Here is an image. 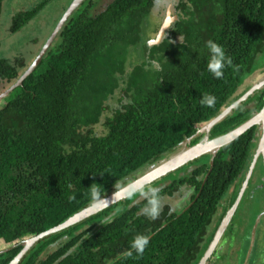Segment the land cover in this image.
I'll return each instance as SVG.
<instances>
[{
    "label": "trees",
    "instance_id": "1",
    "mask_svg": "<svg viewBox=\"0 0 264 264\" xmlns=\"http://www.w3.org/2000/svg\"><path fill=\"white\" fill-rule=\"evenodd\" d=\"M50 1L16 12L9 33L28 24ZM155 2L108 0L93 11L96 1L85 0L33 73L0 104V239L13 244L0 254V264L20 252L21 241L134 180L185 139L192 137L190 145L199 142L204 135H195L198 126L235 101L243 82L264 69V0H172L165 13L169 6L175 19L161 41L150 45L143 35ZM47 38L29 62L22 56L0 60V85L6 86L0 94L25 72ZM208 40L222 45L233 61L222 79L207 70ZM132 51L138 60L130 64ZM118 90L125 102L121 99L120 108L104 118L105 131L98 135L94 126ZM204 94L215 97L213 106L200 103ZM254 100V108L243 102L214 126L209 138L259 110L264 92ZM257 132L252 127L222 147L205 182L210 155L190 163L188 171L184 166L181 175L179 169L173 179L165 176L169 179L161 186L160 180L150 186L160 198L180 197L185 188L179 209L165 202L153 220L143 213L147 202L138 192L39 241L20 264H197L219 211L231 204L224 202L234 199L244 180ZM258 170L264 173L261 158L251 178ZM258 189L250 179L242 205L248 192ZM137 234L150 237L143 256L124 257Z\"/></svg>",
    "mask_w": 264,
    "mask_h": 264
},
{
    "label": "water",
    "instance_id": "2",
    "mask_svg": "<svg viewBox=\"0 0 264 264\" xmlns=\"http://www.w3.org/2000/svg\"><path fill=\"white\" fill-rule=\"evenodd\" d=\"M84 1L85 0H73L71 4L66 8L63 15L61 16V18L59 19V21L57 22V24L51 31L50 35L48 36L47 40L43 44L42 48L40 49V51L38 52L37 56L34 58L32 63L28 66L25 72L16 80L14 84H12L8 89H6L4 92L0 94V104L9 94L12 93L14 89L22 86L24 80L33 73V71L40 64L47 50L53 44L54 40L56 39L63 25L66 23L68 18L74 13V11ZM174 19L175 17L171 15L170 7L168 6L166 9L165 18L159 28V31L156 37L149 42L150 45L158 44L161 41L166 30L169 28L170 24L173 22ZM257 74L258 72H255L254 74H252L250 77H248L243 82V84L251 81V79L255 78ZM255 81H256V78H255ZM263 87H264V80L259 81V82L257 81L255 83L253 82L251 87L248 90H246L239 98H237L235 101H233L228 106H223L220 109V112L215 117L211 118L210 120L198 126V129L195 135H198V134L204 135V137L199 142L195 143L194 145H190L192 137L185 139L178 149L168 154L166 157H163L162 159L158 160L156 163H154L150 167H147L134 180L129 181L123 186H121L120 188H118L117 190L111 191L107 195L100 197L97 200L92 201L89 205H87L86 207L82 208L81 210H79L78 212H76L75 214L67 218L61 224L55 227H52L38 235L31 236L27 239H24L22 242H20L23 245L22 249L8 264H20V262L23 260L25 255L39 241L43 240L44 238L57 234L74 225H77L89 219L90 217L100 213L101 211L108 209L112 205H115L119 202H123L124 200L128 199L127 197H125L124 193L130 185L137 187L139 189H144L156 183L157 181H159V179L186 166L187 164L203 156L210 155L209 168L203 180V182H205L207 176L209 175V173L211 172L213 168V161L217 153L219 152V150L222 147L232 143L235 139L240 137L250 128L257 127L258 132H259V133L257 132V136H259L258 141H257V146L252 156L251 162L248 166V170L244 176V180L241 184V187L238 192L235 203L227 211L224 219L221 221V224L219 225L218 230L213 237V240L211 241L204 255L198 262V264H206L208 258L211 256L212 252L214 251V248L219 243L220 238L222 237L224 231L226 230L228 224L230 223L239 205V202L248 186L250 178L257 164V161L260 158L262 160V165L264 168V126L262 124V119L264 116V104L262 105L259 111L253 113V115L250 116L247 120H245L243 123H241L234 129L230 130L229 132L219 135L212 139L209 138V135H210L211 130L214 128V126L222 122L228 115H230L235 109H237L243 102H245L249 97L254 95L255 92L261 90ZM10 247H8L7 249H9ZM7 249L5 250L3 249L2 251H0V254L6 251Z\"/></svg>",
    "mask_w": 264,
    "mask_h": 264
},
{
    "label": "rangeland",
    "instance_id": "3",
    "mask_svg": "<svg viewBox=\"0 0 264 264\" xmlns=\"http://www.w3.org/2000/svg\"><path fill=\"white\" fill-rule=\"evenodd\" d=\"M40 1L42 0H4L3 1L1 15H0V60L2 59L12 60L17 56H22L25 62L31 61L34 57V54L38 51V49L42 45L43 41L49 36V33L54 23L61 16L64 9L67 6H69L73 0H51L28 24L23 26L19 31L15 33H9L12 16L16 12L30 9L31 7L38 4ZM95 1L96 3L92 10L98 11L108 0H95ZM170 1L172 0H156V2L154 3L155 7L148 16V22H145L147 28L145 29L143 36H145L146 40L148 39L153 40L155 38L157 30L164 19L166 5ZM130 53L131 55L128 62H130V64L131 62L135 63L138 60V58L136 57V52L132 51ZM127 65L128 63L126 62V66ZM261 80H264V70L260 71L256 75V81L255 78H253L251 79V81L246 82L245 84L240 86L239 87L240 89L237 91L236 95H242L249 88V85L253 84V82L254 83L257 81L259 82ZM5 87L6 86L4 84L0 85V92ZM121 92L122 91L118 90L112 97H110L106 101L107 108L105 109L104 114L102 115L101 121L100 123L94 126V131L96 132V134L101 135L105 131V128L102 126V122L104 121L105 117L112 115V111L114 109L120 108L119 102L121 101V99L122 102H125L124 94ZM252 99L254 100V98H250V100ZM190 169L191 167L188 170ZM182 171L183 170H181L180 172ZM257 173L259 175H264V173L261 172L260 170H258ZM170 174H172V177L170 179L175 178L177 175L176 171ZM165 179H169V177L167 178L163 177L159 179L160 182L158 185L161 186L164 182H166ZM251 183H254V186L255 187L258 186L259 189L256 191L255 196L252 199L250 200L247 199V203L244 207L247 212L250 213L258 212L260 214L262 212V209H264V184L260 183L257 185V181H255V178H251ZM150 186H148L147 189L150 188ZM187 194L188 191L185 189L183 192H181L180 197L179 196H174L172 198L162 197L161 205H164L166 201L172 207V209L177 210L180 208L179 206L181 205V202H183L184 205L185 203L184 200ZM241 216H245L244 213H242ZM251 217H250V224L252 220ZM263 221L264 219L262 220V222ZM245 222L247 223V219ZM238 242L239 244H241V241L238 240ZM233 244L236 245L237 242L232 243V245L230 242L229 243V246H231L230 249L234 246ZM12 245L5 244L0 239V251H2L3 249H7ZM253 259L255 258L250 259L249 264H253L252 263ZM225 260H227V256L225 257ZM257 263H260V260Z\"/></svg>",
    "mask_w": 264,
    "mask_h": 264
},
{
    "label": "flooded vegetation",
    "instance_id": "4",
    "mask_svg": "<svg viewBox=\"0 0 264 264\" xmlns=\"http://www.w3.org/2000/svg\"><path fill=\"white\" fill-rule=\"evenodd\" d=\"M263 70L264 69H262L260 71H263ZM260 71H256V72L259 73ZM251 85H249V88L251 87ZM263 92H264V87L261 90L255 92L254 95L249 97L244 102L247 104L245 107L254 108V103H256V100H253V99L250 100V98H254V96L256 94H258V93L262 94ZM259 110L253 111L252 115H253V113H255ZM189 164H187L188 169L190 168ZM183 168L184 167H182V170H183ZM182 172H184V171H182ZM182 172H180L179 175H181ZM254 178H255V181H257V185L260 183L264 184V175L256 174L254 176ZM183 189L185 190V188H183ZM239 190H240V188H239ZM239 190H238V192H239ZM238 192L235 195L234 199H232V200H230L229 198L226 199L224 204H228L229 202H231L230 206L223 213L221 211H219L220 213L218 214L217 219L214 220L212 225L215 226L216 222L218 223V225L216 226V228L213 232V235L211 237L209 245H210L211 241L213 240V237H214L215 233L217 232L218 227L221 224V221L224 219L227 211L235 203ZM179 194H181V192ZM246 194L247 193L244 192L230 223L228 224L226 230L224 231L222 237L220 238L219 243L214 248V251L212 252L211 256L208 258L206 264H249V261L252 258H255L252 260L253 264H264V260L261 261V259H260L261 256H264V221L262 222V220L264 219V209H262V212L260 214L258 213L254 216V218L251 220V224H250V217L252 215V212L250 213V212H247L245 210L244 206L246 205L247 202L244 205H242V203L245 199L244 196ZM248 194H249L248 198L250 200L255 196V191L248 192ZM260 194H263V193H260ZM175 196H177V194H175ZM224 204H223V206H224ZM181 205H182V202H181ZM162 207H163V205H162ZM187 207H189V206H187ZM186 208L184 210H186ZM242 213H244L245 216H241ZM240 217H241V220H240ZM246 219H247V223L245 222ZM238 240L241 241V244H239ZM230 242H231V245H232V243H236V242H237V244L236 245L233 244L234 246L230 249V247H231V246H229ZM207 248H206V250H207ZM205 251H204V253H205ZM204 253H203V255H204ZM202 256H201V258H202ZM224 256L225 257L227 256V260H225ZM259 260H260V263H257Z\"/></svg>",
    "mask_w": 264,
    "mask_h": 264
},
{
    "label": "clouds",
    "instance_id": "5",
    "mask_svg": "<svg viewBox=\"0 0 264 264\" xmlns=\"http://www.w3.org/2000/svg\"><path fill=\"white\" fill-rule=\"evenodd\" d=\"M205 47L209 53L207 60L208 72H210L214 78L222 79L225 75V69L229 66H233L231 57L226 54L222 45L213 40L206 41ZM200 103L204 106L211 107L215 103V97L211 94H204L200 99ZM138 192L146 199L147 202L143 209V213L153 220L158 219L161 215L162 209L161 198L159 196L158 190L154 187L144 190L130 185L125 191L124 195L128 199H131L135 197ZM99 196L100 194L98 191L93 189V197L99 198ZM111 219L112 217L109 216L105 222H108ZM149 243V235H135L130 243L129 249L124 252V257H132L134 253L137 258L143 256L144 251L148 247ZM260 259L264 260V256H261Z\"/></svg>",
    "mask_w": 264,
    "mask_h": 264
},
{
    "label": "bare ground",
    "instance_id": "6",
    "mask_svg": "<svg viewBox=\"0 0 264 264\" xmlns=\"http://www.w3.org/2000/svg\"><path fill=\"white\" fill-rule=\"evenodd\" d=\"M261 81H263V80H261ZM262 124H263V126H264V116H263V119H262Z\"/></svg>",
    "mask_w": 264,
    "mask_h": 264
}]
</instances>
